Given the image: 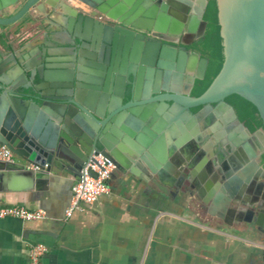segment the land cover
<instances>
[{"label":"water","instance_id":"95a60500","mask_svg":"<svg viewBox=\"0 0 264 264\" xmlns=\"http://www.w3.org/2000/svg\"><path fill=\"white\" fill-rule=\"evenodd\" d=\"M22 1L0 0V12L8 11ZM38 1L30 0L28 4L34 5ZM91 1L97 7H101L104 1L110 7L119 2ZM121 1L126 4L118 7L124 19L133 15L145 2L136 16L124 22V26L142 35L153 32L159 41L179 44L183 49L204 34L206 23L202 18L206 0ZM216 5L223 67L209 88L197 98L183 96L176 89L184 72L176 52L170 51L165 57L160 51L155 56L146 52L142 59H136L128 40L120 44L115 40L105 42L109 47L103 60L96 64L82 62L85 58L81 56H77L79 59L74 62L52 61L45 47L39 48L38 61L17 60L15 68L6 67L0 61V145L8 148L17 161L14 164L0 163V194L30 193L62 174L79 179L83 167L97 153L105 154L121 173L129 168V158L135 159L131 161L141 167V162L136 161L140 159L137 154L141 150L136 145L130 149L116 142L115 148L105 139L111 123L114 124L111 131L117 135L116 138H122L126 143L130 139L140 140L135 133L140 122L133 116L145 120L149 112L138 115L131 111L128 103L121 105L116 115L118 108L114 103H121L126 98L139 100L142 97L145 104L156 103V109L163 118L159 121L161 126H157L161 131L167 128L166 123L173 124L174 120L169 116L171 112L180 114V125L182 121L188 122L190 109L200 106L207 111H213V106L230 108L225 100L238 96L257 109L264 128V0H216ZM19 19L20 15H16L14 21L0 20V25ZM33 21L37 20L33 18ZM86 27L83 22L82 29ZM100 50L96 48L94 53L100 55ZM17 71H22L23 82L15 76ZM107 138L110 139L109 136ZM181 140L185 143L187 137L183 134ZM159 152L154 144L155 158L163 161ZM145 163L148 170L144 168V172L149 174L151 171L157 175L158 180L154 184L160 190V186L170 180L169 175L156 171L157 163L153 157ZM30 166L41 170L33 171ZM157 167L160 169L158 164ZM135 170L132 174L146 181ZM241 174L248 182V171L244 169ZM224 189L228 192V203L242 208L237 214L249 213L251 218L244 223L250 226L234 230L246 234L254 232L252 240L260 250L257 264H264V203L254 201L258 200L259 188L253 192L252 201L249 196H242L244 188L240 181L232 190L227 185ZM201 202L206 203L204 199ZM248 207L255 211H245Z\"/></svg>","mask_w":264,"mask_h":264},{"label":"flooded vegetation","instance_id":"af4514ba","mask_svg":"<svg viewBox=\"0 0 264 264\" xmlns=\"http://www.w3.org/2000/svg\"><path fill=\"white\" fill-rule=\"evenodd\" d=\"M29 1L24 0L15 7L8 9V11L0 12V20L14 21V17L20 15L18 21L0 25V61L6 67H17V60L21 62H24V60L27 62L38 61L40 47L48 49L52 61L74 62L79 59L77 56H81L85 58L82 62L96 64L103 60L104 52L109 47L105 42L115 40L117 44H120L128 40L131 41V48H133L131 52L136 59H142L146 52H151L155 56L160 51L163 57L167 56L170 51L176 52L180 58L181 66L184 68L176 89L183 96L199 97L197 92L200 83L205 79L208 72V60L202 55L198 42L203 36L194 39L191 44L181 49L182 46L179 44L172 45L159 41L153 32L142 35L130 27L124 26V22L132 16H136L137 11L145 2L138 6L133 15L124 19V14L118 10L120 5H126L121 0L114 7H110L106 1L101 7L95 6L91 0H39L34 5L33 3L28 4ZM138 2L139 0H137ZM27 4L28 6H26ZM33 18L37 21H33ZM83 22L87 25L85 30L82 29ZM168 37L176 39L173 36ZM183 40L185 39L183 38ZM31 43H35V47L27 49L25 54L18 57L15 52L16 46L21 48ZM96 48L102 50L100 55L94 53ZM14 62L15 65H12ZM57 65L65 67L68 64ZM173 67H176V65L174 64ZM20 75L23 76L22 71ZM228 99L224 103L230 108L224 109L213 106V111H207L200 106L190 109L188 122L182 121L180 125H178L180 114L171 112L169 116L174 120L173 124L166 123L167 128L161 130L163 133L167 132L171 137L172 143L167 145L165 141L158 144L159 140L154 138L153 129L156 127L158 130L157 126H161L159 121L163 120L162 115L156 109L157 104L154 102L145 104L142 97L139 100L126 98L121 100V103H114L118 108L116 115L119 108L121 109V105L128 103L131 105L129 106L131 111L138 115L147 114L146 111L149 112L145 120H141L140 116H133L134 119L140 122L135 132L137 136L139 135L140 140L130 139L126 143L122 138H116L117 135L111 131V127L114 126L111 123H109L110 127L105 134V139L115 148H117L118 144L116 142H118L124 146H129L130 149L136 145L138 150H141L140 154H137L140 159L136 160L141 162V167L132 162L135 159L129 158V168L125 169L124 173L116 168L114 170V173L128 175V177L133 175V166L136 170H139L141 175L145 177L152 176L151 171L146 174L144 168L148 170L145 162H150V157L157 159L153 154V146L156 144L157 150L160 151L159 154L163 155V158H161L163 169L161 171L167 173L170 179L166 185L161 187L168 191L169 195L174 196L182 190L187 191L188 195H191L188 206L190 205L193 214L198 216L200 221H206L201 218V214L207 208L205 207L206 203L196 198L200 185L195 179L198 175L211 177L212 179L219 178L227 197L225 203L228 210L230 213L235 214L237 218L235 225L231 227L232 233L252 240L255 236L254 232L246 234L234 230H242V228L250 226L244 221L250 220L251 217L247 212H244L242 216L237 214L242 208L232 202L228 203V192L224 189V186L227 185L232 190L233 186L230 184L229 177L231 175H236L233 177L241 175L240 177L243 179L237 180L236 183L238 185L239 181L242 182L244 188L242 196H249L252 201L253 192L259 188L258 200L254 199V201L264 203V128L262 126L251 132V129L240 121L236 109ZM147 106L149 107L147 108ZM161 113H164V111ZM124 114H126V111ZM154 114L156 116L153 117ZM188 126H190V134L187 133ZM161 131L158 132L161 133ZM258 131L260 133L257 134ZM183 134L187 137L186 144L181 140ZM108 136L110 139L107 138ZM14 162H16V159ZM244 169L249 173L248 182L241 174ZM206 187L210 188L211 184L206 183ZM241 189L242 187L239 188L240 191ZM235 193L240 195L239 192ZM249 193L250 195H248ZM253 208L255 207L253 206ZM253 208L248 207L245 211L252 213L255 211ZM207 222L210 221L205 223Z\"/></svg>","mask_w":264,"mask_h":264},{"label":"crops","instance_id":"0c3cea01","mask_svg":"<svg viewBox=\"0 0 264 264\" xmlns=\"http://www.w3.org/2000/svg\"><path fill=\"white\" fill-rule=\"evenodd\" d=\"M34 47L35 43L16 46L15 52L21 57ZM20 73L15 76L23 82ZM153 130L158 144L172 143L167 132ZM158 160L160 169L156 164V171L160 172L163 161ZM233 176L229 180L234 188L243 178ZM145 179L113 172L111 193L92 205H81L69 218L66 211L76 177L62 174L30 193L0 194V206L47 213L34 222L0 219V264H28L29 249L37 244L46 249L39 264H257L258 244L232 233L237 218L228 210L219 178L198 175L195 179L200 185L196 198L206 201L201 218L210 221L207 223L193 214L187 191L169 195L154 184L156 174Z\"/></svg>","mask_w":264,"mask_h":264},{"label":"built area","instance_id":"2783aa9c","mask_svg":"<svg viewBox=\"0 0 264 264\" xmlns=\"http://www.w3.org/2000/svg\"><path fill=\"white\" fill-rule=\"evenodd\" d=\"M15 156L6 147L0 145V163L14 164ZM33 171H40V167L30 166ZM47 168V166H45ZM114 162L105 154H94L89 162L83 167L80 177L72 188V197L66 217H71L81 205H92L103 195H109L112 191L109 181L115 170ZM47 213L43 209L31 210L24 206H0V219L14 218L23 222H34L46 218ZM46 249L37 244L29 249L28 264H39L40 258Z\"/></svg>","mask_w":264,"mask_h":264},{"label":"trees","instance_id":"16d2710c","mask_svg":"<svg viewBox=\"0 0 264 264\" xmlns=\"http://www.w3.org/2000/svg\"><path fill=\"white\" fill-rule=\"evenodd\" d=\"M206 1L207 4L202 18L206 23V28L203 37L198 42L202 55L208 60V72L205 79L200 83L197 92L199 96L209 88L223 67L222 39L217 19L216 0ZM228 101L236 109L240 121L249 127L251 132L262 127L263 122L257 109L252 104L238 96H232Z\"/></svg>","mask_w":264,"mask_h":264}]
</instances>
